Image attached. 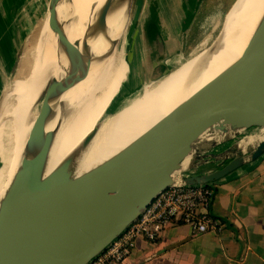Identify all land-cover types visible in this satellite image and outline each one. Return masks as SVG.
Segmentation results:
<instances>
[{
	"label": "water",
	"instance_id": "water-1",
	"mask_svg": "<svg viewBox=\"0 0 264 264\" xmlns=\"http://www.w3.org/2000/svg\"><path fill=\"white\" fill-rule=\"evenodd\" d=\"M60 1L48 0L47 25L63 48L70 71L49 81L25 145L31 154L21 158L0 198V264H87L134 222L160 191L173 184L178 173L196 170L182 181L209 184L264 153V139L246 149L239 146L246 130H264L263 20L237 59L120 151L79 175L73 174L66 161L45 176L56 132L45 129L52 115L48 100L82 80L90 66L83 55L88 53V36L81 45L63 37L56 16ZM110 3L98 20L100 32H105ZM212 130L232 135L196 144L203 133ZM188 156L189 164L183 168ZM218 161L217 168L201 171Z\"/></svg>",
	"mask_w": 264,
	"mask_h": 264
},
{
	"label": "bare ground",
	"instance_id": "bare-ground-1",
	"mask_svg": "<svg viewBox=\"0 0 264 264\" xmlns=\"http://www.w3.org/2000/svg\"><path fill=\"white\" fill-rule=\"evenodd\" d=\"M64 2V5H59ZM109 3L105 32H100L96 29L97 23ZM129 3L130 0H61L56 7L57 20L68 43L79 41L81 45L88 36V53L83 55L84 60L90 61V66L82 80L60 96H51L48 100L52 115L46 120L45 129L56 132L48 152L45 176L66 161L76 176L120 151L237 59L264 20V0H234L221 32L211 47L188 58L154 84H145L139 99H132L107 115L94 137L86 143L97 123L92 122L93 119L105 114L114 99L115 86L112 88L114 93L110 88L119 61V39L128 19L125 12ZM73 19L74 25L70 29L68 24ZM44 24V33H47L50 31L47 20ZM52 38L47 58H51L55 64L46 79L45 91L50 80L66 76L70 71L63 48L57 43V38L54 42ZM112 41H116V44L112 45ZM22 76L16 87L5 89L0 99V116L6 118L0 198L8 188L21 158L31 154L26 151L25 145L38 116L35 103L45 81L44 76L30 69V66ZM230 135V131L223 133L212 130L211 133H203L196 144L203 145ZM244 136L239 146L246 149L264 139V130ZM189 161L188 156L182 162V167L186 168Z\"/></svg>",
	"mask_w": 264,
	"mask_h": 264
},
{
	"label": "rangeland",
	"instance_id": "rangeland-1",
	"mask_svg": "<svg viewBox=\"0 0 264 264\" xmlns=\"http://www.w3.org/2000/svg\"><path fill=\"white\" fill-rule=\"evenodd\" d=\"M233 1L200 0L195 6L193 0H132L127 22L119 39V61L110 88V91L114 93L112 88L115 86L114 99L104 112L105 114L93 119L92 122L97 121V125L107 115L120 109L132 99H139L145 84L149 82L154 84L188 58L211 47L221 32L225 16ZM64 4L65 2L59 5ZM47 5L48 0H0V34L6 36L7 32L9 35L12 32L17 35L18 24L24 33L18 44L6 45V47H10V50L8 52L6 48L4 59L0 52V99L5 89L16 87L19 79L23 77L25 69L30 66V69L38 71L45 78L35 103L37 114L40 112L45 97L46 81L55 64L51 58H47L51 37H53V42L56 41V35L51 30L44 33ZM180 5L184 17L180 12ZM160 12L162 17L159 15L157 17L156 14H160ZM152 15L154 18L151 20L154 24L159 25L164 22L166 26H158L161 33L160 52L163 49L171 48L176 42L179 47V53L167 60V66L163 71L156 70L158 61L155 54H151L147 59L150 48L146 43L144 30L149 37L153 35V27L148 22L146 23ZM73 21L74 19L68 24L70 29L73 28ZM181 27L186 28L181 29ZM137 80L139 82H136ZM258 131L253 128L244 133L251 134ZM5 141L6 118L1 115L0 167Z\"/></svg>",
	"mask_w": 264,
	"mask_h": 264
},
{
	"label": "crops",
	"instance_id": "crops-1",
	"mask_svg": "<svg viewBox=\"0 0 264 264\" xmlns=\"http://www.w3.org/2000/svg\"><path fill=\"white\" fill-rule=\"evenodd\" d=\"M180 12L184 17L181 5ZM158 15L162 17L161 12ZM162 25L166 27L164 22L159 23ZM16 31L17 35L12 32L10 35L7 32L6 36L0 34L3 59L6 48L8 52L10 50L6 45H16L22 40L24 33L20 24ZM144 36L150 48L147 59L155 54L158 61L156 70L163 71L167 66L166 60L179 53L178 42L161 53L157 39L151 43L145 30ZM160 37L159 32L158 39ZM175 51L178 53L174 54ZM218 165L219 161L214 162L201 171H211ZM212 186L214 193L209 214L218 229L198 233L188 225L172 223L154 242L139 238L123 264H264V153L213 182Z\"/></svg>",
	"mask_w": 264,
	"mask_h": 264
},
{
	"label": "built area",
	"instance_id": "built-area-1",
	"mask_svg": "<svg viewBox=\"0 0 264 264\" xmlns=\"http://www.w3.org/2000/svg\"><path fill=\"white\" fill-rule=\"evenodd\" d=\"M185 175L189 173H178L173 184L160 191L139 217L87 264H123L139 238L154 242L172 223L188 225L198 233L218 229L209 214L212 183L185 184Z\"/></svg>",
	"mask_w": 264,
	"mask_h": 264
},
{
	"label": "trees",
	"instance_id": "trees-1",
	"mask_svg": "<svg viewBox=\"0 0 264 264\" xmlns=\"http://www.w3.org/2000/svg\"><path fill=\"white\" fill-rule=\"evenodd\" d=\"M194 2H193V4L196 6L198 3H199V1L200 0H193ZM190 9V8H189ZM157 15V14H156ZM151 18H154V16L152 15V16H150V20H147L146 21V23L148 22V24L150 25V26H152L153 27V29H154V33H153V38H152V36H150L149 37V39L151 40L150 42L152 43L153 41H154V39L156 38V37H158L159 36V25L158 24H154V22H153V20H151ZM186 28V27H185ZM178 53V51H175L174 52V54H177ZM158 59H161V57H158Z\"/></svg>",
	"mask_w": 264,
	"mask_h": 264
}]
</instances>
